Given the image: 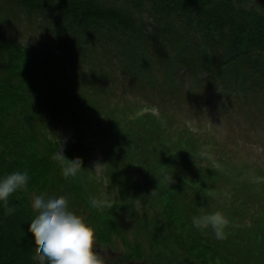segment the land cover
Here are the masks:
<instances>
[{"label": "trees", "instance_id": "1", "mask_svg": "<svg viewBox=\"0 0 264 264\" xmlns=\"http://www.w3.org/2000/svg\"><path fill=\"white\" fill-rule=\"evenodd\" d=\"M115 1L17 0L29 13L43 19L46 14L48 22L40 27L60 40L73 70L63 52L8 36L0 13V180L17 171L29 176L27 185L8 197L12 214H5L0 201V264H41L33 259L36 245L29 231L38 215L33 192L67 196L70 210L95 229L99 246L122 243L125 258L138 264H264V190L257 187L264 185V173L253 178L240 169L227 188L226 157L202 164L189 125L172 130L166 116L150 111L130 119L131 104L118 108L111 98L90 96L101 79L111 80L104 65L118 66L124 80L140 78L146 87L158 83L155 66L166 59L168 74L178 68L197 80L204 74L205 82L222 86L213 96L244 104L254 87L247 74L264 80L261 18L244 4L236 6L237 0H120L114 6ZM45 3L50 6L44 12ZM149 3L153 30L135 19ZM171 12L187 24L180 34L167 29ZM79 63L88 68L79 71ZM194 97L199 99V91L188 89L186 103ZM70 108L108 122L95 141L101 153L90 156L95 148L79 131L68 143L52 134L57 117ZM60 145L67 159L82 160L75 177L63 175L67 161L53 158ZM102 152L103 179L92 166ZM92 198L113 206L93 207ZM216 211L229 220L222 240L211 227L192 223L193 217Z\"/></svg>", "mask_w": 264, "mask_h": 264}, {"label": "rangeland", "instance_id": "2", "mask_svg": "<svg viewBox=\"0 0 264 264\" xmlns=\"http://www.w3.org/2000/svg\"><path fill=\"white\" fill-rule=\"evenodd\" d=\"M237 1L235 5L241 8L239 0ZM120 3V0H117L114 2V6L120 5ZM246 3L251 5L250 1L245 2V9H249L256 16L264 19V12L248 7ZM0 4L3 5L0 7V13L2 12L5 15L4 26L8 36L13 37L21 43L30 45H49L55 50L63 52L67 65L71 66V70L76 69V66L72 68L73 61L63 51L60 40L55 38L54 33L48 36L46 30L40 27V24L45 25L48 22L46 14L43 19L41 14L38 15L35 12L29 13L17 0H0ZM49 6V3H45L44 12L47 11ZM149 6L150 3L142 7L141 11L145 12L143 14L139 12L138 15H135V19L138 24L143 21L148 30H153L152 25L156 19L152 10H148ZM9 17L12 19V22L8 19ZM166 25L167 29L172 28L177 34H180L187 26L185 21H178V17L175 15L168 18ZM180 37L175 36V39L179 40ZM129 44L128 41H125V45L128 46ZM119 56V53L111 55L114 61H117ZM102 58L103 54H100L99 61ZM165 60L155 66L157 75L155 69H153V73L157 76L158 83H160L159 90L157 91L155 89L150 90V88L146 89V87L145 91H143L144 87H141L139 83L142 79L139 78V80L137 79L134 82L129 81L128 83V80H124V73L120 71L118 66L104 65L102 68L106 70L111 80L101 79L97 87L91 88L90 96L98 100L112 98L113 103L122 106H125L126 103L137 106L136 103L142 101L147 104L146 109H149V103H152V107L156 106L158 109H162L166 116L165 124L172 130H175V127L178 125L182 126L183 123L189 126L195 125V132L193 133L199 152L201 153L202 150L207 149L211 156V158L207 156L203 157L201 163L207 164L208 161L215 160L219 155L226 157L225 174L227 182L225 181V185L227 188H229V184L238 180V173L241 170H244L248 177L253 178L258 173H264V80L257 75L247 74L248 83L254 87L250 88L244 104L242 101L234 103V99H225L227 97H223L224 99L214 97L210 91L212 88H205L207 85H215L214 83H204L202 87L199 86V99L196 100L194 97L193 100L186 103L185 96L188 93L189 86H191V78L182 75L184 74L183 71L179 73L178 69L175 76L168 74ZM230 67L233 68L232 66ZM87 68V65L83 66L80 63L77 66L79 71ZM126 74L128 76V73ZM165 86L168 88H165ZM167 89L169 90L166 91ZM255 89L258 90V93H256ZM215 92H218V90ZM159 95H161V98L157 99ZM194 105H198L199 107L194 108ZM222 111L224 114H222ZM57 119L60 121L51 127L53 135L60 137L64 143H68L76 140V132L79 131L82 134L83 140H86L87 143L91 144V147L95 148L94 153H91L90 156L101 153V149L95 141L98 142V134L103 136L106 133L102 125L105 127L108 122L103 117H96L95 115L86 117L82 110L77 112L74 108H70L67 115L60 114ZM101 120L102 123L100 122ZM196 125L200 128H196ZM204 128L209 129L204 130ZM101 159L102 156L92 159V166L98 178L103 179V167L99 165V170L95 169V165ZM133 167L135 168V166ZM257 187L264 190L263 184H258ZM39 195V193L33 192V201ZM251 199L255 203V198ZM249 214L253 216L251 211ZM99 245L96 243V250L105 258L106 264L130 263L127 259L124 262L120 259L126 254L122 243H118L113 247Z\"/></svg>", "mask_w": 264, "mask_h": 264}, {"label": "clouds", "instance_id": "3", "mask_svg": "<svg viewBox=\"0 0 264 264\" xmlns=\"http://www.w3.org/2000/svg\"><path fill=\"white\" fill-rule=\"evenodd\" d=\"M200 155L211 158L207 149ZM62 162L67 161L63 168V175L75 177L82 167L81 158L67 159L59 146L53 157ZM100 163L95 165L99 170ZM29 180L28 173L17 171L0 180V201H3L5 214H12L15 209L8 206V197L17 189L24 188ZM91 205L107 206L112 208V203L107 199H91ZM32 207L38 215L31 221L29 231L34 236L36 255L33 257L41 264L45 260L50 264H106L105 258L96 250L95 229L85 222L83 216L70 210L68 197H48L46 194L36 196ZM192 223L197 228L209 227L215 232L217 239H225V228L229 220L220 211L193 217Z\"/></svg>", "mask_w": 264, "mask_h": 264}, {"label": "flooded vegetation", "instance_id": "4", "mask_svg": "<svg viewBox=\"0 0 264 264\" xmlns=\"http://www.w3.org/2000/svg\"><path fill=\"white\" fill-rule=\"evenodd\" d=\"M250 1L251 5L255 8L260 9L261 12H264V0H247Z\"/></svg>", "mask_w": 264, "mask_h": 264}, {"label": "bare ground", "instance_id": "5", "mask_svg": "<svg viewBox=\"0 0 264 264\" xmlns=\"http://www.w3.org/2000/svg\"><path fill=\"white\" fill-rule=\"evenodd\" d=\"M39 261V260H38Z\"/></svg>", "mask_w": 264, "mask_h": 264}]
</instances>
